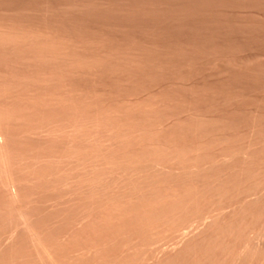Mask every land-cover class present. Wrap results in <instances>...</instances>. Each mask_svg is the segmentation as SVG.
Here are the masks:
<instances>
[{"label": "rangeland", "instance_id": "rangeland-1", "mask_svg": "<svg viewBox=\"0 0 264 264\" xmlns=\"http://www.w3.org/2000/svg\"><path fill=\"white\" fill-rule=\"evenodd\" d=\"M0 264H264V0H0Z\"/></svg>", "mask_w": 264, "mask_h": 264}]
</instances>
